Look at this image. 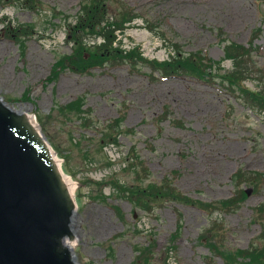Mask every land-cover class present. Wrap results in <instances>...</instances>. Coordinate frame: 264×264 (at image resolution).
<instances>
[{
  "label": "rangeland",
  "instance_id": "rangeland-1",
  "mask_svg": "<svg viewBox=\"0 0 264 264\" xmlns=\"http://www.w3.org/2000/svg\"><path fill=\"white\" fill-rule=\"evenodd\" d=\"M25 1L0 0V96L36 117L67 160L83 202L80 238L73 245L77 262L131 264L139 247L148 248L146 264H224L209 252L207 234L202 236L212 221L227 226L225 250L248 248L261 231L253 211L264 204V181L243 186L252 193L241 209L212 217L178 203H164L152 212L135 209L121 191L124 185L160 182L176 171V186L192 198L229 199L238 170L264 175V123L255 113L205 82L160 80L157 73L150 78L152 70L145 66L134 71L128 64H108L87 75L66 70L56 77L53 65L71 54V28L86 0H33L32 8ZM124 1L141 19L119 33L121 47L163 61L177 44L186 53L204 52L227 70L233 61L225 60L226 47L253 42L254 60L264 70V3ZM120 10L119 3L111 4L106 17ZM96 43L89 39L85 44ZM79 97L88 111L68 118L60 106ZM119 115L124 116L119 130L105 134V126ZM178 213L183 222L175 255L169 239Z\"/></svg>",
  "mask_w": 264,
  "mask_h": 264
},
{
  "label": "water",
  "instance_id": "water-1",
  "mask_svg": "<svg viewBox=\"0 0 264 264\" xmlns=\"http://www.w3.org/2000/svg\"><path fill=\"white\" fill-rule=\"evenodd\" d=\"M74 216L45 142L25 115L0 101V264H74L63 243L73 237ZM74 231L80 238L79 211Z\"/></svg>",
  "mask_w": 264,
  "mask_h": 264
},
{
  "label": "trees",
  "instance_id": "trees-1",
  "mask_svg": "<svg viewBox=\"0 0 264 264\" xmlns=\"http://www.w3.org/2000/svg\"><path fill=\"white\" fill-rule=\"evenodd\" d=\"M107 2L109 3L110 0H99V4H94L92 7H90L86 19L84 20V23L86 25L85 30L89 32H99V35H101L103 39V44L97 46L95 48L96 51L93 50L91 52V58L89 60H84L83 54L76 50L74 55L67 57L66 60L58 62L54 72L57 71V67L65 68L66 66H70L73 71L85 73L92 66H101L107 60L112 63L117 61H131L130 58L132 56V53H126L113 47V44L115 43L117 38L114 33L115 31L120 30L121 26L118 24V20L114 21L113 19V21H110L106 17V12L108 10ZM103 12H105L104 15ZM136 17H138V15L133 16L132 18L131 15H129V18L122 19V23L124 24L127 21L132 22ZM101 27L102 31H98L97 29ZM249 53L250 51L244 49L243 47L229 48L228 55L234 57V59L236 60V65L233 71L225 73L220 77L222 81L221 85L227 91L236 92L238 89L243 91L244 89L240 88V86L232 87L228 84H240V82H245L250 78V75L254 72V70L257 69L254 64L245 63L244 58ZM137 58H140L139 55H137ZM151 65L154 67L155 70H158L165 77L186 75L204 81H210L217 78L216 76H213V72L218 71V69L215 68L214 63L202 57L200 54H193L190 56L178 55L177 57H174L171 60L161 63L153 62V64ZM249 93L251 95V102H253L256 107H258L260 113L264 114V88L260 91H249ZM236 178H238L239 182H241L245 179V174L239 172ZM130 191L132 194V200L133 198H135V200H133L134 202H141L146 206L156 201H177L184 204H193L199 206L207 212L210 211L209 206H206L205 204L196 202L194 200H191L190 198H187L186 196H183L177 189H175L171 181L166 182L164 185H149L143 189H135ZM241 192L242 191H238L235 197L226 202L220 203L221 209L230 210L237 208L239 205L238 201H240L239 199ZM261 225L263 227V231L261 235L257 238L259 244L251 246L250 250L254 249L255 251H259V245H262L264 248V223H262ZM217 253L222 255L226 262L227 260L230 261V257L229 255H227V253ZM256 253L259 254V252ZM262 257L264 259V254L262 255ZM250 258L251 262H253L254 264H263L260 261L261 256H251ZM257 261L260 262L257 263ZM247 263L250 264V260L249 262H246V264Z\"/></svg>",
  "mask_w": 264,
  "mask_h": 264
},
{
  "label": "bare ground",
  "instance_id": "bare-ground-1",
  "mask_svg": "<svg viewBox=\"0 0 264 264\" xmlns=\"http://www.w3.org/2000/svg\"><path fill=\"white\" fill-rule=\"evenodd\" d=\"M178 1H182V0H178ZM247 11V10H246ZM22 111V110H21ZM23 112V111H22ZM36 126V125H35ZM66 179H67V181H68V183H69V185H70V187H71V190H72V192L75 190V185H74V183H73V181H72V179L70 178V177H66Z\"/></svg>",
  "mask_w": 264,
  "mask_h": 264
}]
</instances>
